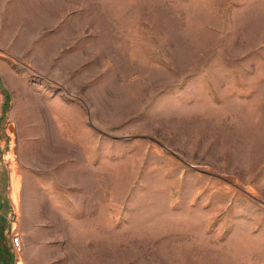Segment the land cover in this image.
<instances>
[{
	"label": "rangeland",
	"instance_id": "obj_1",
	"mask_svg": "<svg viewBox=\"0 0 264 264\" xmlns=\"http://www.w3.org/2000/svg\"><path fill=\"white\" fill-rule=\"evenodd\" d=\"M0 264H264V0H0Z\"/></svg>",
	"mask_w": 264,
	"mask_h": 264
},
{
	"label": "crops",
	"instance_id": "obj_2",
	"mask_svg": "<svg viewBox=\"0 0 264 264\" xmlns=\"http://www.w3.org/2000/svg\"><path fill=\"white\" fill-rule=\"evenodd\" d=\"M18 185V184H17Z\"/></svg>",
	"mask_w": 264,
	"mask_h": 264
}]
</instances>
